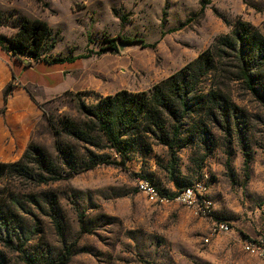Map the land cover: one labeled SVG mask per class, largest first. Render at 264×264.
Segmentation results:
<instances>
[{
  "label": "rangeland",
  "instance_id": "rangeland-1",
  "mask_svg": "<svg viewBox=\"0 0 264 264\" xmlns=\"http://www.w3.org/2000/svg\"><path fill=\"white\" fill-rule=\"evenodd\" d=\"M25 17L53 29L47 46H55L46 57L74 62L48 65L24 55L17 59L4 49ZM238 21L264 33V0H0V64L11 65L15 75L0 89V130L16 135L13 149L0 147V161L20 160L32 142L55 158L56 129L64 116L79 117V97L95 104L101 95L123 89L149 90ZM76 78L81 86L71 85ZM6 88H12L7 100ZM239 104L252 153L248 168L237 139L229 142L215 130L213 137L205 134L179 147L174 158L149 137L150 149L137 144L124 164L64 172L47 184L0 179V201L15 196L22 202L18 211L30 255L18 250L15 235V246L0 244V264L54 257L75 239L78 251L67 264H264L243 246L248 237L264 239V108L252 99ZM107 152L120 159L115 149ZM146 176L169 193L181 188L177 183L206 179L213 210L231 230L207 241L212 219L178 202H151L137 186ZM46 195L57 202L62 234Z\"/></svg>",
  "mask_w": 264,
  "mask_h": 264
},
{
  "label": "trees",
  "instance_id": "trees-1",
  "mask_svg": "<svg viewBox=\"0 0 264 264\" xmlns=\"http://www.w3.org/2000/svg\"><path fill=\"white\" fill-rule=\"evenodd\" d=\"M52 34L48 22L25 17L4 49L17 59L24 55L49 63L73 60L66 56L48 58L44 55L55 46H47ZM150 45L155 46V43ZM11 91L12 88H6L5 100ZM247 99L264 108V33L248 22L238 21L230 32L217 36L196 59L149 90L123 89L100 96L95 104H88L79 97V117L64 116L60 128L56 129L55 158L32 142L20 160L0 161V179L20 178L47 184L60 180L64 172L76 174L100 164H124L127 152L136 149L137 144L150 149L149 137L166 146L174 158L179 147L192 144L205 134L213 137L215 130L224 133L229 142L232 137L237 139L248 168L252 153L243 131L245 112L239 104ZM107 149H115L120 159L113 158ZM189 185L177 183L181 188L174 193L161 191L174 196ZM46 199L50 217L62 234L57 202L53 196L46 195ZM18 207L22 209V202L15 196L9 201H0V244L15 246L16 235L18 250L30 257L24 248L28 237ZM77 251L78 239H75L56 256L28 258V263L67 264Z\"/></svg>",
  "mask_w": 264,
  "mask_h": 264
},
{
  "label": "built area",
  "instance_id": "built-area-1",
  "mask_svg": "<svg viewBox=\"0 0 264 264\" xmlns=\"http://www.w3.org/2000/svg\"><path fill=\"white\" fill-rule=\"evenodd\" d=\"M137 184L138 189L153 203L178 202L192 208L197 214L210 217L212 224L207 241L210 240V236L228 233L231 230L227 220L215 216V211L209 198L207 180L204 178L196 180L191 185L178 191L174 196L163 193L149 179L144 177L138 178ZM243 246L247 253L264 261V239L262 237H248L245 239Z\"/></svg>",
  "mask_w": 264,
  "mask_h": 264
},
{
  "label": "crops",
  "instance_id": "crops-1",
  "mask_svg": "<svg viewBox=\"0 0 264 264\" xmlns=\"http://www.w3.org/2000/svg\"><path fill=\"white\" fill-rule=\"evenodd\" d=\"M53 57H55V56H53ZM53 57L48 56V58H53ZM39 62H45L48 65H63L65 63H67V62L72 63L74 61H64V62L49 63V62L44 61V60H39ZM1 63H3V62H1ZM13 76H15V75H14V73L12 71L11 65L7 66L5 64L4 65L0 64V89L1 90L3 89L4 85L9 81V79L11 77H13ZM72 84L81 86L83 84V81L82 80L78 81L77 78H76L74 81L71 82V85ZM109 95H111V94H109ZM30 97L33 100L32 96H30ZM22 98H24V100H25L26 99L25 95H23ZM33 111L34 110H32V113H33ZM33 125H34V123L31 122V128H32ZM15 139H16V135L12 134L9 131L8 128H3L2 130H0V147L2 148V150L13 149L15 147V144H16ZM5 154H8V152L6 151Z\"/></svg>",
  "mask_w": 264,
  "mask_h": 264
}]
</instances>
